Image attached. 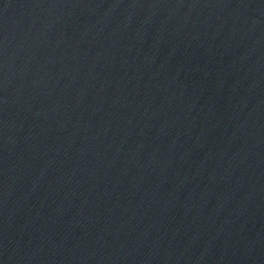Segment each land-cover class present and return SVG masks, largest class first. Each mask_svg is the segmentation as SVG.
Returning <instances> with one entry per match:
<instances>
[{
	"label": "water",
	"instance_id": "water-1",
	"mask_svg": "<svg viewBox=\"0 0 264 264\" xmlns=\"http://www.w3.org/2000/svg\"><path fill=\"white\" fill-rule=\"evenodd\" d=\"M0 264H264V0H0Z\"/></svg>",
	"mask_w": 264,
	"mask_h": 264
}]
</instances>
